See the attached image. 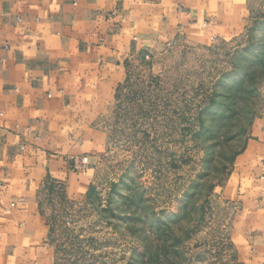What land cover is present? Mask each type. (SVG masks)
I'll list each match as a JSON object with an SVG mask.
<instances>
[{"label": "crops", "instance_id": "0c3cea01", "mask_svg": "<svg viewBox=\"0 0 264 264\" xmlns=\"http://www.w3.org/2000/svg\"><path fill=\"white\" fill-rule=\"evenodd\" d=\"M251 17V0H0V264H64L46 201H88L134 61L243 37ZM232 170L239 262L264 264V113Z\"/></svg>", "mask_w": 264, "mask_h": 264}, {"label": "rangeland", "instance_id": "374dc122", "mask_svg": "<svg viewBox=\"0 0 264 264\" xmlns=\"http://www.w3.org/2000/svg\"><path fill=\"white\" fill-rule=\"evenodd\" d=\"M240 38L134 61L85 204L49 197L64 264H240L222 196L264 113V0Z\"/></svg>", "mask_w": 264, "mask_h": 264}, {"label": "built area", "instance_id": "2783aa9c", "mask_svg": "<svg viewBox=\"0 0 264 264\" xmlns=\"http://www.w3.org/2000/svg\"><path fill=\"white\" fill-rule=\"evenodd\" d=\"M72 162H73L74 169L78 171L85 170L89 166L87 157H74L72 159Z\"/></svg>", "mask_w": 264, "mask_h": 264}]
</instances>
